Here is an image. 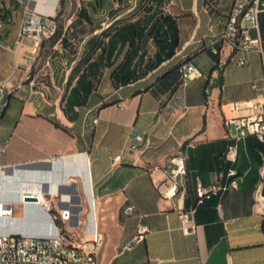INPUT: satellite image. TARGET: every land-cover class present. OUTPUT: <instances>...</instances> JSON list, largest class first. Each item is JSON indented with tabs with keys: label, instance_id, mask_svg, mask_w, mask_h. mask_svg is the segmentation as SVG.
<instances>
[{
	"label": "crops",
	"instance_id": "crops-1",
	"mask_svg": "<svg viewBox=\"0 0 264 264\" xmlns=\"http://www.w3.org/2000/svg\"><path fill=\"white\" fill-rule=\"evenodd\" d=\"M46 1L35 0L34 7L52 16L59 0ZM126 1L130 7L107 24L101 18L68 23L65 31L73 37L67 33L59 51L65 74L57 79L54 68L55 79L47 82L61 94L51 96L38 91L33 77L26 84L37 52L32 39L18 41L24 20L14 10L23 12L21 6L0 0V84L10 87L0 116V201L11 205L14 218L4 226L0 221V234L48 232L42 207L21 202L27 193L22 183L35 182L42 185L50 213L72 212L69 222L59 224L74 237L82 233L93 201L105 240L99 264H264V215L253 207L259 183L264 196V143L247 137L233 164L223 160L228 144L223 119L237 115L228 104L263 98L251 89L262 78L261 56L233 52L217 39L233 0ZM109 2L114 4L102 0L99 16ZM258 25L264 42V12ZM45 56L58 57L51 49ZM187 58L202 76L187 84L180 99L173 91L176 67ZM240 58L245 65L237 64ZM180 154L186 176L173 208L160 198L164 188L158 183L169 160ZM229 168L236 171L239 188L196 205L197 187L227 185ZM128 205L134 212L126 216ZM193 207L194 231L185 234L177 210ZM139 224L148 228L144 240L124 250Z\"/></svg>",
	"mask_w": 264,
	"mask_h": 264
},
{
	"label": "built area",
	"instance_id": "built-area-1",
	"mask_svg": "<svg viewBox=\"0 0 264 264\" xmlns=\"http://www.w3.org/2000/svg\"><path fill=\"white\" fill-rule=\"evenodd\" d=\"M264 12V2L261 0H233L232 6L226 16V22L223 30L217 36L218 41L228 46L233 52L256 51L263 60V74L260 81H253L251 89L254 92L262 93V100H251L245 102L229 103V110L236 113L233 117H224L223 125L226 129L227 148L223 155L226 163L233 164L238 154V145L247 137H253L256 141L264 143V42L258 35V15ZM54 16H35L29 15L28 19L21 25L18 33V41H24L28 38L38 40L34 42L36 46L43 39H47L50 31H54ZM4 24L0 19V31ZM251 31L256 32V37H251ZM20 39V40H19ZM57 43H60L58 39ZM239 66L245 65L246 60L240 58L237 60ZM178 85L176 91L180 99L183 98V91L187 84L201 77V72L192 61L182 62L178 66ZM211 81H207L204 87V94H209ZM9 86L5 83L0 84V113L6 104V97ZM96 122V120H94ZM139 139V138H138ZM164 170L165 179L158 183L160 198L169 201L173 208L175 197L179 193L180 182L186 176L185 157L183 155L173 156ZM157 170H153L156 175ZM1 173V171H0ZM226 176L229 178L227 185L214 184L203 188L198 186L196 189L197 202L201 204L205 199L218 192L226 193L236 191L239 188V180L233 168H229ZM35 183V182H33ZM37 184V183H36ZM32 196L37 200L29 202L36 206H41L42 210L49 218V230L45 234H24L19 231H11L6 234H0V264H99V254L104 246V237L99 231L96 215L93 211V201L91 200L90 209L86 212L84 228L79 237H74L65 230L57 221L69 222L72 217L70 210L58 212V216L50 213L49 205L44 201V191L33 195L24 193L21 196V202L24 196ZM253 207L264 215V196L262 194V183H259L253 191ZM124 215L129 216L134 212L132 205L126 206ZM178 218L180 229L185 234L194 231L193 217L195 207L184 210L179 208ZM11 205L8 202L0 201V221L2 226L5 223H12ZM81 222L78 221V224ZM148 228L139 224L136 234L128 243L124 250H130L134 243L144 240Z\"/></svg>",
	"mask_w": 264,
	"mask_h": 264
},
{
	"label": "rangeland",
	"instance_id": "rangeland-1",
	"mask_svg": "<svg viewBox=\"0 0 264 264\" xmlns=\"http://www.w3.org/2000/svg\"><path fill=\"white\" fill-rule=\"evenodd\" d=\"M13 1L18 2V4L21 6V9L23 10V12L14 10L15 15L20 14L24 21H26L28 19L29 15H31V14H34L35 16L40 17V14L38 12H36V9L34 7V4H35L34 1L35 0H31V3L29 6L26 3L29 0H13ZM109 1H113L114 4H112L111 2H109V4H107L105 14L103 16H99L97 14L96 15L97 17L94 18L92 10H89L93 19L96 20V19L101 18L100 21L103 22L104 24H107L113 18L120 16V14L124 13L130 7V4L127 3L126 0L124 2L123 1L121 2V0H118V2H117L118 6H116V7H114V5L116 4L115 0H109ZM51 2H52V0H47L45 2V4L50 5ZM64 3H65L64 7H62V8L58 7L56 10V12L60 11V14L57 18V21L55 22V26H56L55 29H57V30L61 29L62 33L66 32L65 29H66L68 23L73 18H75L74 14L79 9L80 4H81L80 0H64ZM83 3L86 4L87 0H83ZM29 8L31 10H29ZM56 12L52 16H55ZM129 14L130 13H128V12L123 14L120 17V19L127 18ZM55 29H54V31H55ZM68 34H69L68 37L71 39L73 37L72 32H68ZM28 39L33 40L34 49L37 52V56L35 57V59L32 62V67H30V69H29V72H28L29 78L27 79L26 84L29 85V81L33 77L34 78L33 85L35 87H38V91H40V92L46 91V92L50 93L51 96L60 95L61 90L57 87L48 86L47 82H48L49 77L52 78V80L55 79V76L52 75L54 68L56 69V71L58 73V76L56 77L57 79H58L60 73L65 74V68H66L65 61H64L65 56H61L59 53V51H63L61 44L56 42L53 45V47H51L48 43L41 46V43L44 41V39H43L39 43V45L36 46L34 42H38V40H35L33 38H28ZM76 44H77L76 41H72L69 43V45H71V48L72 47L76 48ZM49 49H51L52 51H54V50L56 51V55L58 56L56 59L52 60L53 57L49 58V59H45V57H46L45 53H47L49 51ZM44 60L49 62V66L42 68ZM49 74H51V75H49ZM46 87H49V88L47 89Z\"/></svg>",
	"mask_w": 264,
	"mask_h": 264
},
{
	"label": "trees",
	"instance_id": "trees-1",
	"mask_svg": "<svg viewBox=\"0 0 264 264\" xmlns=\"http://www.w3.org/2000/svg\"><path fill=\"white\" fill-rule=\"evenodd\" d=\"M81 4H80V7L79 9L77 10V12L75 13V19L74 21L71 23V26H75L77 24H79V22L81 21H84L86 23H92V21H94L95 19L92 18V15L90 13L89 10H92L93 12V17L95 14H97V12L99 11V8L101 7V3H102V0H87V3H83V0H80ZM64 7V0H59V8H62ZM60 14V11L56 12V15L52 18V20L54 22L57 21V18ZM68 33V30L64 33H62V30L61 29H55V31L53 32V34L47 38L48 40L46 42H42L41 43V46H43V44L45 43H48L51 47H53V45L58 41V39H60V44L61 46H65L66 43H67V40H66V35ZM185 61H190L189 58L181 61L176 69L178 70V66L182 63V62H185ZM82 75H80V77L78 78L77 80V83L75 85V87H73L70 91V94L71 95L74 91H75V88L77 87V84L79 83V80L81 79ZM178 85V81L176 82V84L174 85L173 87V91H176V87ZM69 99V97H68ZM68 99L66 101V103H68ZM76 103V106H79V104ZM5 108V106H4ZM4 108L2 109L1 113H0V116L2 115L3 111H4ZM53 214V213H52ZM57 223H59V221H57Z\"/></svg>",
	"mask_w": 264,
	"mask_h": 264
},
{
	"label": "bare ground",
	"instance_id": "bare-ground-1",
	"mask_svg": "<svg viewBox=\"0 0 264 264\" xmlns=\"http://www.w3.org/2000/svg\"><path fill=\"white\" fill-rule=\"evenodd\" d=\"M22 187H23V191H27L28 193L33 195L39 194L42 190V185L34 184V183H22Z\"/></svg>",
	"mask_w": 264,
	"mask_h": 264
},
{
	"label": "water",
	"instance_id": "water-1",
	"mask_svg": "<svg viewBox=\"0 0 264 264\" xmlns=\"http://www.w3.org/2000/svg\"><path fill=\"white\" fill-rule=\"evenodd\" d=\"M50 17V16H49ZM37 199L35 197H32V196H24V201L26 202H35Z\"/></svg>",
	"mask_w": 264,
	"mask_h": 264
}]
</instances>
